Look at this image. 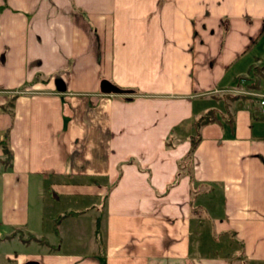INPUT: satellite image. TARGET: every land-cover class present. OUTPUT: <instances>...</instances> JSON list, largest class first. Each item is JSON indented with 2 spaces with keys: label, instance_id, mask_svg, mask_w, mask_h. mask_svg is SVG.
I'll return each mask as SVG.
<instances>
[{
  "label": "crops",
  "instance_id": "1",
  "mask_svg": "<svg viewBox=\"0 0 264 264\" xmlns=\"http://www.w3.org/2000/svg\"><path fill=\"white\" fill-rule=\"evenodd\" d=\"M262 94L264 0H0L2 264H264Z\"/></svg>",
  "mask_w": 264,
  "mask_h": 264
},
{
  "label": "rangeland",
  "instance_id": "2",
  "mask_svg": "<svg viewBox=\"0 0 264 264\" xmlns=\"http://www.w3.org/2000/svg\"><path fill=\"white\" fill-rule=\"evenodd\" d=\"M240 83H243L244 86H246V83L244 81V79H241L239 81ZM246 87H244L245 89ZM247 89V88H246ZM226 97V96H225ZM90 183H93V182H87V184H90ZM50 196V194L48 195ZM91 202V198H85V199H82V202L80 204H82L81 206L80 205H74V207H82V206H87L89 203ZM97 203H99V198L98 200L96 201ZM57 204V207L59 210H65V208H68L62 201L60 202H56ZM100 210L99 209H95L93 208L92 210H89L88 213L84 214L82 220L85 222V225L87 227V230H88V233H86L85 231H82V237L83 238H87V241L85 242L86 245H90V250H94L97 248V241H96V238L97 237V233L98 231L97 230H94V228L96 226H98L100 224V222L104 221V214L100 213L99 212ZM107 217V216H106ZM102 218V220H101ZM74 221V220H72ZM47 224L50 226L51 224L47 222ZM195 225V224H194ZM200 235H199V238H200V246H199V250H200V254H204L205 251L207 252H215L213 249V247L215 246V241L214 240H220L222 243H223V250L226 252L228 249H232V248H240V246L235 242V240L232 238V235L228 234V235H222L221 237L219 236H216V235H212L210 229L206 230L205 232L203 231V229L200 230ZM28 232H23V236H27ZM84 234H87L85 237ZM99 234H100V231H99ZM196 235V233H194ZM94 236V238L92 237ZM29 240L31 239V236L28 237ZM31 243L30 245L28 244V241H24V240H16V243L13 242L11 244L7 243V244H4L2 245L3 243L0 244V264H2V260L4 259L5 257V254L8 252V251H12V252H22L24 254H44L43 252H45V247L44 246H40V245H37L35 244L32 240H30ZM29 241V242H30ZM61 242H58V246H61L60 245ZM79 245V244H78ZM81 245V244H80ZM82 247V246H81ZM81 249H85V248H81ZM240 250H238L237 253H239ZM236 253V254H237ZM225 255V254H224ZM240 256V255H239ZM234 257L232 258V261H231V264H242L243 261L241 259V257ZM40 258H43V260H45V258L42 256Z\"/></svg>",
  "mask_w": 264,
  "mask_h": 264
},
{
  "label": "trees",
  "instance_id": "3",
  "mask_svg": "<svg viewBox=\"0 0 264 264\" xmlns=\"http://www.w3.org/2000/svg\"><path fill=\"white\" fill-rule=\"evenodd\" d=\"M233 97V96H232ZM217 119V113L215 111V109H210L209 111L203 113L198 119L197 121L195 122L196 124V127H200L202 126L203 124H206L212 120H216ZM200 139V134H196V135H193L191 136V147H190V151L192 152L194 150V148L196 147L198 141ZM170 143H168L169 145ZM7 152H9L8 148L6 149ZM195 209V207L193 208V210ZM198 210V208H196ZM195 209V210H196ZM196 210V211H197ZM85 209H67L61 213H59L56 218H55V230L58 231V227H59V224L61 222V220L67 216H70V215H77L79 213H82L84 212Z\"/></svg>",
  "mask_w": 264,
  "mask_h": 264
},
{
  "label": "water",
  "instance_id": "4",
  "mask_svg": "<svg viewBox=\"0 0 264 264\" xmlns=\"http://www.w3.org/2000/svg\"><path fill=\"white\" fill-rule=\"evenodd\" d=\"M102 90L105 92L128 93L126 89L120 88L108 80L102 81ZM25 264H40L38 260H28Z\"/></svg>",
  "mask_w": 264,
  "mask_h": 264
},
{
  "label": "built area",
  "instance_id": "5",
  "mask_svg": "<svg viewBox=\"0 0 264 264\" xmlns=\"http://www.w3.org/2000/svg\"><path fill=\"white\" fill-rule=\"evenodd\" d=\"M259 104L261 113L264 114V94L260 95Z\"/></svg>",
  "mask_w": 264,
  "mask_h": 264
}]
</instances>
